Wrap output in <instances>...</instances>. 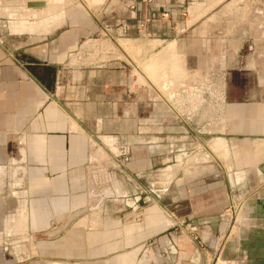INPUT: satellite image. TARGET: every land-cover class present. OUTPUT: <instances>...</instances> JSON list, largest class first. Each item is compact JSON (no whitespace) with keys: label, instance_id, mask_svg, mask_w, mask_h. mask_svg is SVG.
<instances>
[{"label":"crops","instance_id":"0c3cea01","mask_svg":"<svg viewBox=\"0 0 264 264\" xmlns=\"http://www.w3.org/2000/svg\"><path fill=\"white\" fill-rule=\"evenodd\" d=\"M20 1L0 0V264H264V0H150L142 18L163 10L174 18L138 36L134 13L110 0L109 23L124 26L111 35L139 48L140 69L85 61L89 46L101 57L118 40L97 29L87 41L78 27L8 33L4 9ZM90 184L103 192L91 194ZM152 184L162 189L150 199L143 186ZM231 199L239 215L229 231ZM92 201L108 209L84 217L126 218L139 201L156 208L135 230L116 220L69 226L93 234L80 243L39 248L20 238ZM186 226L191 238L180 233ZM124 232L138 239L96 236ZM36 248L59 253L43 261Z\"/></svg>","mask_w":264,"mask_h":264},{"label":"rangeland","instance_id":"374dc122","mask_svg":"<svg viewBox=\"0 0 264 264\" xmlns=\"http://www.w3.org/2000/svg\"><path fill=\"white\" fill-rule=\"evenodd\" d=\"M37 1L45 3L44 5L45 8H43L42 10L29 9L25 6V0H21L19 4L16 5L15 7H13L12 6L13 4L11 3H8L10 4V6L6 4L10 8L7 7L8 9H4L5 22L7 23L5 24L6 25L5 30L8 31V33L16 34V35L19 33H22V34L39 33V31L41 30H44V32L45 30H48L47 35L54 36L61 32L75 31L76 28L78 27L82 31L81 35L83 36L84 41L93 39L96 29H97L96 32H98L99 30L100 31L99 34L103 33V35H106L107 37H109V35H111L112 33L111 31L112 30L115 31V29H117L118 31H121L122 29L124 32V26L122 24L115 26L114 25L115 23L114 24L109 23V20L111 18V15L108 12L109 8H111L109 7L110 0H103V2L95 6L89 5L87 2L83 0H37ZM236 1L237 0H228L227 3L235 4ZM244 1L250 4L252 3V0H244ZM121 2H124V4L128 6V10L134 13L133 15L134 23L132 25L133 26L132 34H136L138 36V34L142 32V26L140 23L142 19V7L148 2L150 3V0L149 1L148 0H121ZM181 9L182 7L178 5L176 11L174 12L175 15ZM236 11L237 10L230 9L228 13L232 15L233 17H236L235 14H238L236 13ZM78 21L80 23L83 22L84 24L83 25H79L78 23L76 24V22ZM40 33H43V31ZM111 36L117 37L118 40L115 42L117 45L114 44L116 46L111 45L110 52L105 53L104 52L105 49H104L102 50L103 51L102 56L99 57V55L94 52V47L91 45V42H90L91 46H89L86 49V52L84 53L85 61H88L91 63L93 60H95L96 62L102 61V60L103 61L111 60L113 63H117L122 66L127 65L130 67V65H132L133 69H140L141 65L143 64V61L146 60V58L144 57L143 59H140L139 48H136L133 46L132 47L133 50H131L132 49L131 46L130 45L128 46L127 45L128 43L126 44L124 41V39H126L125 37H121L120 35H117V34L116 35L112 34ZM137 36L133 38L136 39ZM105 47L106 48L108 47L107 42L105 44ZM110 55L113 57H111ZM101 188L102 187L100 186H94L93 184H90L86 186L85 189H87V191L90 192L91 194H101L103 192V189ZM138 188L139 187L137 186L133 187V194L138 193V190H137ZM143 188H145V190L149 193L150 199H152V195H157V193L161 191L162 189L161 187H158L154 184L150 186H145V187L143 186ZM150 199L149 201H151ZM164 201H165V204L168 203L167 198ZM133 204H134L133 206L134 208L126 212L127 214H129L126 218L121 217L120 219L116 220L112 217H108V216L104 217V216H99V215L97 216L96 214H93L89 218L88 216L84 217L85 215H83L82 217H78L69 226L73 225L74 226L73 230H76L79 228L86 229V225L107 228L108 226L115 225L114 222L116 220L117 222L120 221L119 225L117 224L118 226L132 225L134 230L135 228L139 229V226H141V224L144 223L146 216H149V215L153 216V212L155 211L152 209H155L156 207L153 206L152 202H148L147 204L146 201H143V202L139 201ZM107 205H108L107 203L101 202V201L85 202L83 205L85 207H83V209L88 211V209L100 208L101 211H105L108 209L106 207ZM170 208H171V205H170ZM126 213L123 212L122 215H125ZM62 222L63 221L59 220V223L53 224L52 226H54V228L52 230L60 226ZM165 222L167 225L172 224V221L169 220L168 217H165ZM20 225L23 226L25 225V223H22ZM52 230H49V231H52ZM73 230L70 229L68 232L66 230L64 231L66 233L63 232L58 237H55L53 239L42 238L41 237V235H43L42 233L36 234L34 236L30 235L31 238L28 234L25 236H21L20 238L23 241L35 239L36 243H38L37 245L38 247L40 242H46V241L51 242V241H56V240L60 242L64 240V241H67L68 243L69 242L70 243H80L83 240L86 241L85 239L87 238L90 240L91 237L93 236V234H90V233H80V232L74 233ZM46 233L47 232H45L44 234ZM182 235L190 237L184 231L182 232ZM96 236L100 239V241L112 240L113 242H116V241L121 242V241L129 240V239H131V241L137 240L139 234L135 232L133 233L131 232L111 233L110 235L109 233H101ZM39 248L38 249L36 248L32 253H36L37 257L39 259H42L43 261L45 260V258L51 259L52 257H54V255H56V253H59V251L57 252V249H53V251L45 252L43 251V249L40 251ZM89 252L90 251H85V254ZM54 262H58V261L54 259ZM212 264H215V260L212 261Z\"/></svg>","mask_w":264,"mask_h":264},{"label":"built area","instance_id":"2783aa9c","mask_svg":"<svg viewBox=\"0 0 264 264\" xmlns=\"http://www.w3.org/2000/svg\"><path fill=\"white\" fill-rule=\"evenodd\" d=\"M178 14V15H177ZM175 15V18L179 17V18H183L186 15V11L184 9H181L180 11H178ZM174 17H171L170 15V11L167 10H163V11H153V12H149L147 15L143 16V18L141 19V26H142V31L144 30V28L148 25V23H152L154 21H160V20H166L168 19L173 20ZM233 199L230 200L228 209H227V230H231L233 226H236L237 224V220H238V215H239V211H238V206L232 201ZM190 227L186 226L180 233L182 234V232L184 231L185 233H187L188 235H190L191 238V234H190Z\"/></svg>","mask_w":264,"mask_h":264},{"label":"water","instance_id":"95a60500","mask_svg":"<svg viewBox=\"0 0 264 264\" xmlns=\"http://www.w3.org/2000/svg\"><path fill=\"white\" fill-rule=\"evenodd\" d=\"M29 8H44V3L42 2H36V3H29L27 4ZM87 213V210L82 209L79 211H76L74 213H71L69 216L65 218V220L61 223L60 226H58L56 229L47 232L46 234L42 233V238L45 239H53L55 237H58L60 234H62L64 231H66L69 227V225L74 222L78 217H82Z\"/></svg>","mask_w":264,"mask_h":264}]
</instances>
